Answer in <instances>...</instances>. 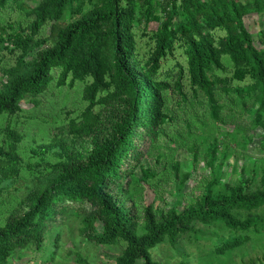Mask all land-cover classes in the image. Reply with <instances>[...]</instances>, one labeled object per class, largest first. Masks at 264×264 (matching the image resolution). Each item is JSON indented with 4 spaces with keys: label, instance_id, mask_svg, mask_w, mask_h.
Here are the masks:
<instances>
[{
    "label": "trees",
    "instance_id": "trees-1",
    "mask_svg": "<svg viewBox=\"0 0 264 264\" xmlns=\"http://www.w3.org/2000/svg\"><path fill=\"white\" fill-rule=\"evenodd\" d=\"M7 0H0V9ZM70 0H41L33 9L35 18L30 33H9L0 25V44L17 53L15 66L7 68L0 82V114L19 111L20 102L42 93L50 84L52 70H58L57 86L85 82L82 89V112L72 131L90 144L89 154L79 161L71 158L51 167L54 175L31 198L27 209L9 214L0 225V264H7L13 250L34 244L41 248L50 226L64 219L70 207L78 205L83 213L79 231L90 241L111 244L120 241L121 253L114 264H157L151 250L164 240L175 245L191 232L196 221H218L229 228L216 250L223 253L244 241L250 228L264 229V219H238L234 209L255 210L264 207V180L256 190L244 192L238 187L229 194L214 195L207 190L195 204L182 211L169 208L157 218L146 205L143 220L133 203L121 196L127 192L123 174L140 165L146 154L137 141L152 143L161 124L166 106L162 96L165 84L157 81L160 60L172 51L173 39L168 25L175 27L182 39L190 84L199 87L212 101V83L207 71L213 64L233 66L238 78L253 76L249 86H225L224 92L237 95L257 90L259 106L254 119L258 122L264 109V51L254 45L242 23L250 6L264 0H166L172 14L177 8L182 17L166 19L156 33V45L145 61L135 54L131 22L134 7L145 0H98L94 8L72 21H62ZM49 21V34L34 38ZM216 30L223 31L221 36ZM47 44V46H44ZM44 46V47H43ZM33 50L29 65L24 56ZM29 66V70H28ZM90 80H86L87 77ZM194 89V88H193ZM216 116L215 108L212 109ZM5 155H8L5 153ZM130 180L127 182L129 185ZM118 184L115 191L112 187ZM74 204V205H73ZM143 232H139L140 221ZM100 222V228L96 227ZM243 232V233H242ZM243 234V235H242ZM182 264V263H181Z\"/></svg>",
    "mask_w": 264,
    "mask_h": 264
},
{
    "label": "rangeland",
    "instance_id": "rangeland-1",
    "mask_svg": "<svg viewBox=\"0 0 264 264\" xmlns=\"http://www.w3.org/2000/svg\"><path fill=\"white\" fill-rule=\"evenodd\" d=\"M40 2L7 0L0 9V25L9 33H30L35 18L33 9ZM97 2L70 0L61 20L72 21L92 10ZM171 7L166 0H145L135 5L131 26L139 61L147 60L154 50L156 33L166 19L176 21L182 17L179 8L173 16L168 14ZM242 23L254 45L264 51V1L250 6ZM167 28L173 39L172 51L167 49L155 75L157 81L166 85L162 91L166 101L164 116L152 143L148 137L137 141L138 149L146 146V154L140 165L130 169L131 176L123 174L121 181L127 188L121 197L134 204L142 220L146 205L153 208L158 218L171 207L182 211L195 204L207 190L215 196L229 194L238 187L249 192L261 187L264 180V109L261 119H254L258 92H224L225 86H249L253 76L236 77L224 56L220 64L211 65L207 71L212 83L211 101L199 87L190 84L182 39L175 27ZM49 30L47 21L34 38L46 37ZM222 34L221 30L215 31L217 36ZM4 44H0V82L6 77L7 68L15 66L17 55L10 51L12 43L8 49L2 47ZM33 50L24 56L25 65H29ZM51 74L48 87L34 97L36 102L25 99L20 102L19 111L0 114V225L13 211L28 208L38 189L54 175V163L71 158L79 161L89 154L90 144L72 131L84 105L85 82L69 85L68 77L65 85L58 87V70L53 69ZM112 188L116 191L118 184ZM75 208L70 207L64 219L58 218V223L50 226L41 248L29 244L13 250L7 264H114L123 244L88 240L79 231L83 213ZM233 214L238 219H264V207L234 209ZM142 220L139 232L144 231ZM100 226L97 222L96 227ZM229 234L222 222L196 221L191 232L183 234L175 245L164 240L151 254L157 264H264V229H248L244 241L219 253L216 245Z\"/></svg>",
    "mask_w": 264,
    "mask_h": 264
}]
</instances>
